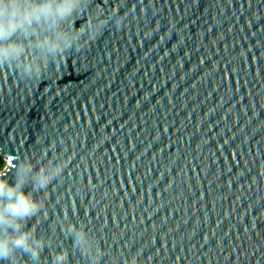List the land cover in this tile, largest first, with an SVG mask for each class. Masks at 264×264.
Instances as JSON below:
<instances>
[{
	"label": "water",
	"instance_id": "water-1",
	"mask_svg": "<svg viewBox=\"0 0 264 264\" xmlns=\"http://www.w3.org/2000/svg\"><path fill=\"white\" fill-rule=\"evenodd\" d=\"M97 6L130 22L39 80L0 70V172L69 161L35 194L45 214L30 226L54 244L43 264L57 248L82 264L56 228L65 213L122 260L264 264V0Z\"/></svg>",
	"mask_w": 264,
	"mask_h": 264
},
{
	"label": "clouds",
	"instance_id": "clouds-1",
	"mask_svg": "<svg viewBox=\"0 0 264 264\" xmlns=\"http://www.w3.org/2000/svg\"><path fill=\"white\" fill-rule=\"evenodd\" d=\"M93 4L94 0H0V70L10 69L21 81L39 80L69 53L83 50L109 28L123 30L130 22V14ZM8 164L13 182L0 172V264H43V253L54 244L36 225L30 226L45 214V202L35 194L61 181L69 161L45 156L36 162L9 158ZM56 228L82 264H139L143 256L142 250L123 260L111 254L87 224L73 223L67 213L57 218ZM49 264H71L70 251L57 248Z\"/></svg>",
	"mask_w": 264,
	"mask_h": 264
},
{
	"label": "trees",
	"instance_id": "trees-1",
	"mask_svg": "<svg viewBox=\"0 0 264 264\" xmlns=\"http://www.w3.org/2000/svg\"><path fill=\"white\" fill-rule=\"evenodd\" d=\"M5 165V159L3 157L0 156V170L2 169V167Z\"/></svg>",
	"mask_w": 264,
	"mask_h": 264
},
{
	"label": "rangeland",
	"instance_id": "rangeland-1",
	"mask_svg": "<svg viewBox=\"0 0 264 264\" xmlns=\"http://www.w3.org/2000/svg\"><path fill=\"white\" fill-rule=\"evenodd\" d=\"M4 168H5V165L2 167V169H4ZM2 169H1V170H2Z\"/></svg>",
	"mask_w": 264,
	"mask_h": 264
}]
</instances>
